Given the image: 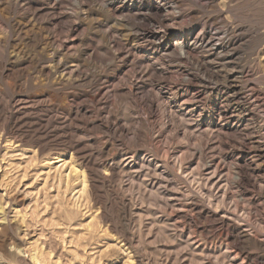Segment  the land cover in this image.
I'll use <instances>...</instances> for the list:
<instances>
[{
	"label": "rangeland",
	"instance_id": "1",
	"mask_svg": "<svg viewBox=\"0 0 264 264\" xmlns=\"http://www.w3.org/2000/svg\"><path fill=\"white\" fill-rule=\"evenodd\" d=\"M263 139L264 0H0V264H264Z\"/></svg>",
	"mask_w": 264,
	"mask_h": 264
},
{
	"label": "bare ground",
	"instance_id": "2",
	"mask_svg": "<svg viewBox=\"0 0 264 264\" xmlns=\"http://www.w3.org/2000/svg\"><path fill=\"white\" fill-rule=\"evenodd\" d=\"M230 4H231V2H230ZM198 37V36H197ZM196 37V38H197ZM202 37V36H201ZM178 44V45H177ZM172 46V45H171ZM176 46L178 47V49H179V51H180V53L182 52V53H184V52H186L187 51V47L184 45V44H182L181 43V41H179V43H176ZM173 50V49H172ZM176 50V49H175ZM178 51V50H177ZM172 54H174V53H172ZM179 55V54H178ZM182 55V54H181ZM193 55V54H192ZM169 56V55H168ZM171 56V55H170ZM183 56V55H182ZM196 57V56H195ZM189 58V57H188ZM201 59V58H200ZM166 60V59H165ZM192 61V60H191ZM198 61V60H197ZM197 63H200L199 61L197 62ZM139 64V63H138ZM210 65V64H209ZM65 66V65H64ZM199 69V68H198ZM62 70V69H61ZM70 70H71V68H70ZM214 71V70H213ZM71 74V73H70ZM239 94V93H238ZM249 96V95H248ZM257 101V100H256ZM249 102V101H248ZM251 103V102H250ZM51 134V133H50ZM264 140V139H263ZM262 140V141H263ZM36 149V148H35ZM255 149V148H254ZM264 149V148H263ZM263 155V154H262ZM55 162V161H54ZM58 162V161H57ZM215 163V162H214ZM138 165V164H137ZM112 169V168H111ZM221 169V168H220ZM113 170V169H112ZM226 171V170H225ZM185 172V171H184ZM227 172V171H226ZM190 173V172H189ZM207 173V172H206ZM218 174V173H217ZM213 175V174H212ZM214 176V175H213ZM219 177V176H218ZM189 178V177H188ZM192 178H194V177H192ZM225 178V177H224ZM208 180H209V178H207ZM206 179V181H207V183L206 184H208L209 183V181ZM210 180H211V178H210ZM82 182V181H81ZM213 182V181H212ZM84 185V184H83ZM213 185H214V183H213ZM212 188V187H211ZM194 189V188H193ZM225 190V189H224ZM228 190V189H227ZM214 193V192H213ZM203 194V193H202ZM225 194V193H224ZM220 195V194H219ZM231 196V195H230ZM229 196V197H230ZM225 199V198H224ZM232 199V198H231ZM207 200V199H206ZM211 200V199H210ZM227 202V201H226ZM226 202H224V203H226ZM228 203V202H227ZM233 204H234V202H233ZM231 205V204H230ZM213 208V207H212ZM217 208V207H216ZM235 208V207H234ZM195 210H196V208H195ZM203 210V209H202ZM232 210H234V209H232ZM232 210H230V211H232ZM199 211H200V209H199ZM218 211V210H217ZM217 211H214V212H217ZM198 212V211H197ZM208 213V212H207ZM241 213V212H240ZM198 214V213H197ZM212 214V213H211ZM210 214V215H211ZM218 214V213H217ZM224 214H226L227 215V213H225L224 212ZM209 215V214H208ZM212 216V215H211ZM128 217V216H127ZM221 217H222V215H221ZM221 217H220V219H221ZM229 218V217H228ZM234 218V217H233ZM214 219V218H213ZM216 219V218H215ZM214 219V220H215ZM235 219V218H234ZM243 219V218H242ZM245 219V218H244ZM246 219H247V217H246ZM249 219V218H248ZM231 219H229V221H230ZM211 221H212V219H211ZM217 221V220H216ZM219 223H222V221L221 222H219ZM228 225H230V224H228ZM234 225V224H233ZM228 227V226H227ZM226 227V228H227ZM230 227V226H229ZM233 227V226H232ZM239 227V226H238ZM224 228V227H223ZM178 229V228H177ZM248 232V231H247ZM239 233V232H238ZM240 234V233H239ZM242 236H243V238L245 239V238H247L248 237V234L246 233V232H242ZM242 236H240V237H242ZM253 236V235H252ZM0 237H2V236H0ZM250 237H251V235H250ZM257 237V236H256ZM239 238V237H238ZM242 238V239H243ZM255 238V237H254ZM258 238V237H257ZM257 238H256V240H257ZM235 239V238H234ZM243 239V240H244ZM250 238H248L247 240H249ZM252 239V238H251ZM261 239V238H260ZM6 240V239H5ZM242 240V241H243ZM246 240V239H245ZM2 241V240H1ZM252 241H253V239H252ZM260 241V240H259ZM249 242V241H248ZM262 242V241H261ZM264 242V241H263ZM233 243V242H232ZM232 243H230V244H232ZM236 243H237V241H236ZM243 242H241V244H242ZM255 243V242H254ZM257 243H259V244H261L260 242H257ZM244 244V243H243ZM242 244V245H243ZM256 244V243H255ZM264 244V243H263ZM262 244V245H263ZM219 247H222V246H219ZM218 247V248H219ZM227 247V246H226ZM225 247V248H226ZM224 248V249H225ZM242 248V247H241ZM228 249H229V247H228ZM264 249V248H263ZM221 251V250H220ZM227 252H228V250H226ZM225 252V251H224ZM230 252V251H229ZM243 252V251H242ZM226 253V252H225ZM231 253V252H230ZM211 254V253H210ZM229 254V253H228ZM227 254V255H228ZM226 256V255H225ZM257 256V255H256ZM217 257H219L218 255H217ZM236 257V256H235ZM244 258H245V256H244ZM215 259V258H214ZM219 259V258H218ZM220 259H221V257H220ZM234 260V259H233ZM219 261V260H218ZM214 262V261H213ZM252 262H254V261H252ZM228 263V262H227ZM211 264V263H210Z\"/></svg>",
	"mask_w": 264,
	"mask_h": 264
}]
</instances>
